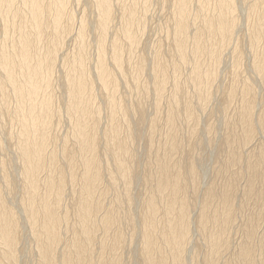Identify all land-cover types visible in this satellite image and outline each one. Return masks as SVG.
Returning <instances> with one entry per match:
<instances>
[{"label": "bare ground", "instance_id": "6f19581e", "mask_svg": "<svg viewBox=\"0 0 264 264\" xmlns=\"http://www.w3.org/2000/svg\"><path fill=\"white\" fill-rule=\"evenodd\" d=\"M0 264H264V0H0Z\"/></svg>", "mask_w": 264, "mask_h": 264}]
</instances>
